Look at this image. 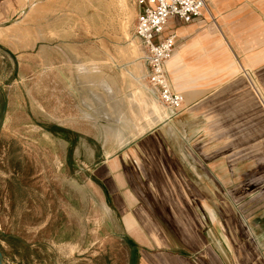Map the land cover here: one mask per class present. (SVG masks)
I'll list each match as a JSON object with an SVG mask.
<instances>
[{
  "label": "rangeland",
  "instance_id": "374dc122",
  "mask_svg": "<svg viewBox=\"0 0 264 264\" xmlns=\"http://www.w3.org/2000/svg\"><path fill=\"white\" fill-rule=\"evenodd\" d=\"M4 3L14 6L0 19L5 263L125 264L124 249L106 235L99 217L104 193L88 184L81 167L90 149L112 150L125 141L123 131L130 126L135 135L152 125L155 107L157 120L169 112L144 87L143 49L134 34L136 1L0 0ZM248 70L250 81L237 71L210 97L205 117L224 126V135L212 137L204 129L195 139L208 151L222 149L213 159L234 154L241 168L236 185L209 189V203L227 211L229 227L238 222L241 207L264 202V67ZM56 123L77 126L75 144L72 130L69 140L52 130Z\"/></svg>",
  "mask_w": 264,
  "mask_h": 264
},
{
  "label": "crops",
  "instance_id": "0c3cea01",
  "mask_svg": "<svg viewBox=\"0 0 264 264\" xmlns=\"http://www.w3.org/2000/svg\"><path fill=\"white\" fill-rule=\"evenodd\" d=\"M206 2L207 11L190 22L169 16L161 33L174 34L166 67L172 86L184 95L179 109L157 120L155 107L154 123L143 132L133 135L130 126L122 144L90 149V158L82 162L88 184L104 193L99 217L106 235H114L124 249L125 264H264V202L241 207L238 224L226 225L227 211L213 208L209 189L236 185L241 168L234 154L213 159L222 149L211 152L195 141L205 130L212 137L224 135V126L205 117L215 89L237 71L264 67V0ZM140 8L136 4L137 13ZM11 9L0 5V19ZM56 124L52 130L67 140L73 131L75 144L77 126ZM226 159L232 163L225 164Z\"/></svg>",
  "mask_w": 264,
  "mask_h": 264
},
{
  "label": "built area",
  "instance_id": "2783aa9c",
  "mask_svg": "<svg viewBox=\"0 0 264 264\" xmlns=\"http://www.w3.org/2000/svg\"><path fill=\"white\" fill-rule=\"evenodd\" d=\"M135 1L141 6L135 19L134 34L143 49L144 86L168 108L169 114H174L182 104L184 95L172 86L166 67V61L171 57L175 47L174 34L161 35V33L169 16L175 15L184 22H190L207 11V2L206 0ZM248 72L249 70L245 68L243 74L246 75Z\"/></svg>",
  "mask_w": 264,
  "mask_h": 264
},
{
  "label": "water",
  "instance_id": "95a60500",
  "mask_svg": "<svg viewBox=\"0 0 264 264\" xmlns=\"http://www.w3.org/2000/svg\"><path fill=\"white\" fill-rule=\"evenodd\" d=\"M0 264H6L1 249H0Z\"/></svg>",
  "mask_w": 264,
  "mask_h": 264
},
{
  "label": "bare ground",
  "instance_id": "6f19581e",
  "mask_svg": "<svg viewBox=\"0 0 264 264\" xmlns=\"http://www.w3.org/2000/svg\"><path fill=\"white\" fill-rule=\"evenodd\" d=\"M170 58H171V57H170ZM170 58H169V59H170ZM169 59L166 61V64H167V62L169 61ZM83 69H84V68H82V67L80 68V70H83Z\"/></svg>",
  "mask_w": 264,
  "mask_h": 264
},
{
  "label": "trees",
  "instance_id": "16d2710c",
  "mask_svg": "<svg viewBox=\"0 0 264 264\" xmlns=\"http://www.w3.org/2000/svg\"><path fill=\"white\" fill-rule=\"evenodd\" d=\"M7 243H9V244H10V241H8ZM0 249H1L2 253H3V250H2V247H1V245H0Z\"/></svg>",
  "mask_w": 264,
  "mask_h": 264
}]
</instances>
